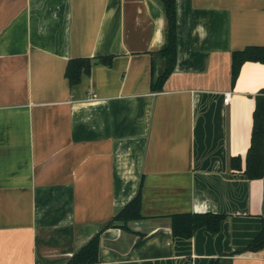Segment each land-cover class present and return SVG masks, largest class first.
Instances as JSON below:
<instances>
[{
	"label": "crops",
	"instance_id": "crops-1",
	"mask_svg": "<svg viewBox=\"0 0 264 264\" xmlns=\"http://www.w3.org/2000/svg\"><path fill=\"white\" fill-rule=\"evenodd\" d=\"M175 8V66L155 91L160 0H0V264H68L95 234L87 264H264V246L245 249L264 176L242 171L264 63L231 80L232 51L264 45V0ZM86 57L71 86L67 61ZM137 193L140 217L105 227ZM186 212L225 217L214 234L173 236Z\"/></svg>",
	"mask_w": 264,
	"mask_h": 264
},
{
	"label": "trees",
	"instance_id": "trees-1",
	"mask_svg": "<svg viewBox=\"0 0 264 264\" xmlns=\"http://www.w3.org/2000/svg\"><path fill=\"white\" fill-rule=\"evenodd\" d=\"M165 14V42L157 51L163 64L157 76L151 81L152 90L159 91L169 74L173 71L176 61V8L175 0H160ZM264 63V45L248 46L242 50L231 53V80L235 81L241 65L247 61ZM97 61L102 64H111L112 56H100ZM93 60L91 58H70L67 61L64 75L69 84L75 85L81 80L83 74L90 71ZM264 90L255 95L253 110V123L250 145L247 149L243 173L249 179L264 176ZM231 168L241 170V157H230ZM140 195L137 193L105 227L113 226L116 222L124 225L128 220L140 217ZM225 217L220 213H176L171 215V231L173 236L191 237L199 228H206L211 233L220 229L221 221ZM264 246V221L255 238L247 245L246 250H255ZM99 234H95L87 243L79 248L69 259L68 264H87L98 260ZM210 264H217L212 261Z\"/></svg>",
	"mask_w": 264,
	"mask_h": 264
},
{
	"label": "built area",
	"instance_id": "built-area-1",
	"mask_svg": "<svg viewBox=\"0 0 264 264\" xmlns=\"http://www.w3.org/2000/svg\"><path fill=\"white\" fill-rule=\"evenodd\" d=\"M229 99H230V92H225L224 97H223V101L225 103H227L229 101Z\"/></svg>",
	"mask_w": 264,
	"mask_h": 264
}]
</instances>
